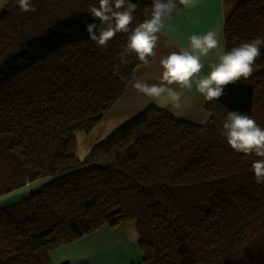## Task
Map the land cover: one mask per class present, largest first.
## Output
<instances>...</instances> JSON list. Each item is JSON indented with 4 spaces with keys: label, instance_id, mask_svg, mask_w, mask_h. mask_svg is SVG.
<instances>
[{
    "label": "trees",
    "instance_id": "1",
    "mask_svg": "<svg viewBox=\"0 0 264 264\" xmlns=\"http://www.w3.org/2000/svg\"><path fill=\"white\" fill-rule=\"evenodd\" d=\"M131 2L134 26L152 0ZM31 3L35 12L15 0L0 10V197L47 183L0 208V264H51L54 248L127 222L143 264H264V183L251 171L264 157L234 152L222 135L228 111L264 128V46L248 80L205 102V124L150 105L79 159L75 135L91 132L147 63L120 58L125 33L106 47L89 38L98 0ZM223 35L225 50L264 39V0L237 2Z\"/></svg>",
    "mask_w": 264,
    "mask_h": 264
},
{
    "label": "clouds",
    "instance_id": "2",
    "mask_svg": "<svg viewBox=\"0 0 264 264\" xmlns=\"http://www.w3.org/2000/svg\"><path fill=\"white\" fill-rule=\"evenodd\" d=\"M7 2L0 0V7ZM15 2L22 12L36 11L31 0ZM193 4L194 0H152L151 6L145 8L148 18L133 26L136 3L131 0H98V6L93 5L88 10L99 24H88L86 31L98 47H106L117 33L127 34L120 58L134 54L139 61L148 63V58L155 55L158 33L165 27L164 22L181 6L188 9ZM221 39L222 34L218 30L191 35L187 47L160 58L159 83L137 81L135 89L151 100L165 106L171 104L173 108L180 107L179 101L185 89L195 88L205 101H218L226 86L252 76L253 66L264 46V39L256 38L225 50ZM210 55L214 58L207 64L205 72L204 58ZM222 129V135L234 152L264 157V128L255 119L237 111H228ZM251 171L257 183H264V159H254Z\"/></svg>",
    "mask_w": 264,
    "mask_h": 264
},
{
    "label": "crops",
    "instance_id": "3",
    "mask_svg": "<svg viewBox=\"0 0 264 264\" xmlns=\"http://www.w3.org/2000/svg\"><path fill=\"white\" fill-rule=\"evenodd\" d=\"M239 1L194 0L191 8L184 9L181 6L179 12L166 20L164 22L165 27L158 33V45L154 50L155 55L151 62L134 70L131 82L126 87L125 92L91 132L75 135L77 157L83 159L95 144L105 139L122 123L150 105L165 110L176 119L195 125L205 124L209 119V114L204 108L206 101L196 92L195 88L183 90L179 101L180 107L173 108L171 104L165 106L144 96L135 89L134 85L137 81L148 84L159 83L160 58L178 51L180 48L187 47L191 35H202L208 31L218 30L222 34L221 43L225 47L224 21ZM9 2L10 0L7 4ZM3 7H0V10ZM213 58L212 55L204 58L205 72L207 71V64ZM172 87L177 86L172 85ZM31 192L30 184H27L3 196L0 198V208L18 202L20 199L18 195L26 198ZM137 233L134 222H127L116 228L103 226L98 231L73 243L54 248L49 252V260L51 264H134L141 258V254L136 251L133 245V242L139 240Z\"/></svg>",
    "mask_w": 264,
    "mask_h": 264
},
{
    "label": "rangeland",
    "instance_id": "4",
    "mask_svg": "<svg viewBox=\"0 0 264 264\" xmlns=\"http://www.w3.org/2000/svg\"><path fill=\"white\" fill-rule=\"evenodd\" d=\"M47 183V179H40V180H37L33 183L30 184V189L31 191H36L37 189H39L41 186H43L44 184ZM20 197V199H22L23 197H21L22 195H18ZM2 198V197H0ZM19 199V201H20ZM1 202V200H0ZM138 234V233H137ZM138 241V240H137ZM137 241L133 242V245H134V248L136 249V251L141 254V251L139 249V246H138V243ZM127 251V250H126ZM142 254H141V258L139 260H137L134 264H143V260H142Z\"/></svg>",
    "mask_w": 264,
    "mask_h": 264
}]
</instances>
